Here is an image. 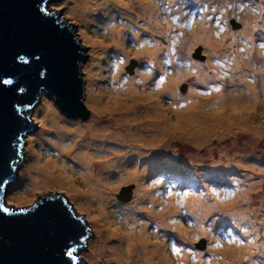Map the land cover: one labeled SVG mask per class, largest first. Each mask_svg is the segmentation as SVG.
Returning a JSON list of instances; mask_svg holds the SVG:
<instances>
[{
  "label": "rangeland",
  "instance_id": "rangeland-1",
  "mask_svg": "<svg viewBox=\"0 0 264 264\" xmlns=\"http://www.w3.org/2000/svg\"><path fill=\"white\" fill-rule=\"evenodd\" d=\"M89 1H95L100 7L93 8L90 15L84 14L85 19L73 8L78 0H50V4L52 9L63 8L60 17L66 15V20L76 22L78 36L83 37V42H89V56L81 59V65L91 113L83 118L68 116L42 90L38 104L29 108L31 118L37 119V126L33 131H25L28 142L21 145L28 158H23L21 178L6 185V202L28 205L38 199L40 193L52 191L55 196L64 192L77 212L86 211L85 219L94 227L89 229L86 247L77 249L84 258L83 264H119L113 254L103 257L98 242L106 233L105 221L113 225V230L126 225L123 211L131 206L136 214L134 219L128 220V226L135 243L130 251L131 261L124 259V264H264V90L257 86L258 72H264V20L261 17L264 0H127L129 5L124 4L126 0ZM140 1L158 5L161 39L154 38L148 31L135 36L149 15L148 10L138 5ZM121 7L132 9L128 13ZM117 10L124 12L127 20H121ZM134 10L139 11V17H131ZM252 14L256 16V27L260 28L258 37L244 35L243 26ZM232 17L241 24L233 26ZM199 25L211 28L213 40L218 46L226 44L230 52L210 54L206 39L197 38L187 48L186 55H182L184 33H191ZM108 27H121L124 34L119 33L113 41ZM162 35L167 48L159 55L160 67L143 80L144 73L150 74V61L157 57L150 52L151 47L155 41L162 42ZM98 41L107 45L106 50L103 46L94 47ZM252 49L263 63L257 64L258 59L254 57L245 78H236L239 74H232L235 55L250 60ZM175 64L183 65L186 73L174 82L173 95H167L165 88L162 91L161 88L171 81ZM131 65L133 70L128 71L127 66ZM205 73H211L215 79L200 82L192 95V81ZM161 77L164 82L157 86ZM225 81V84L238 85L237 95L243 103L238 110L229 113L233 117L230 121L216 119L221 115L210 113ZM91 82L101 94L93 90L89 99ZM133 83L139 95H151V98L138 99L132 94L127 99L126 93ZM109 100L120 103L118 110L106 108ZM155 100L157 105H153ZM156 108L160 110L155 111ZM54 112L67 120L61 121L70 135H56L54 120L50 119ZM97 116L99 118H95ZM95 121L105 123V130H111L112 134L116 130L123 131L121 139L105 137L121 151H134L127 159L133 162L132 167H121L126 158L116 150L108 155L102 153L112 145L102 142L91 145L94 138H89V126ZM193 129L198 131L197 135ZM71 136L75 139L73 144L78 143L73 150L87 139L90 141L91 168L97 175L104 172L103 182L94 185L103 203L79 177V171L86 167L80 155L73 156L72 151L62 155L57 146L59 138L63 137V146H69ZM84 150L85 147L80 148L79 152ZM148 156L153 160L146 170L143 166ZM51 157L59 163L64 160L66 170L77 177L74 182L78 187L72 182L68 185L55 180V168H51L45 183L33 181L38 174V162ZM129 169L134 172L122 173ZM129 185H132L130 195L120 200L117 194ZM142 187L150 192L139 196ZM79 188L86 191V197ZM193 191L209 195L207 211L196 212V207L190 211V199L195 197ZM99 204L105 214L96 208ZM194 214L200 218L196 219ZM158 215H163V223L157 219ZM141 236L145 238L143 242ZM230 237H237L241 243H230ZM106 241L116 244L117 250L124 254L129 253L126 240L119 236L110 235ZM201 241L204 248L196 244ZM154 242L158 244L153 246ZM173 244L180 250L178 254L173 252ZM160 247L162 253L157 252ZM143 248L146 249L144 257ZM238 249L242 252L235 256L232 251ZM107 250L112 252L110 248ZM229 255L233 257L227 258Z\"/></svg>",
  "mask_w": 264,
  "mask_h": 264
},
{
  "label": "water",
  "instance_id": "water-1",
  "mask_svg": "<svg viewBox=\"0 0 264 264\" xmlns=\"http://www.w3.org/2000/svg\"><path fill=\"white\" fill-rule=\"evenodd\" d=\"M62 9H52L50 0H0V264H83L77 249L86 247L94 229L64 192L6 205V184L21 178L28 158L20 144L28 142L26 130H35L29 107L38 104L43 85L60 110L82 118L91 113L81 65L89 42L78 36L76 22L60 17ZM230 22L241 24L235 17ZM131 186L119 199L130 195Z\"/></svg>",
  "mask_w": 264,
  "mask_h": 264
},
{
  "label": "bare ground",
  "instance_id": "bare-ground-1",
  "mask_svg": "<svg viewBox=\"0 0 264 264\" xmlns=\"http://www.w3.org/2000/svg\"><path fill=\"white\" fill-rule=\"evenodd\" d=\"M105 5H106V2H104ZM127 3L128 5L130 4L127 0L124 2V4ZM98 3H95L92 2V1H89V0H78L77 3L74 4L73 8L77 11H79V14L81 15V17L83 19H85V15L84 14H87V15H90L91 14V10L95 7H100L99 5H97ZM138 5L144 9L145 11L148 10L149 12V15L147 17V21L145 23V25L143 26H139V32L135 34V36H139L140 33L142 32H145V31H148V32H151L153 37L156 38V39H161V37L159 38L160 34V30H161V25L158 21L159 19V8H158V5H154L152 4L150 1H140L138 2ZM114 6L117 8V6L114 4ZM148 6H150V8H148ZM106 8H108V6L106 5ZM124 11L130 13L131 9H125L124 7H121ZM131 17L132 16H138L139 17V11L137 10H134V12L131 13ZM117 15L120 16L121 20L124 19L127 20V16L124 15V12L121 14V11L120 10H117ZM61 16V15H60ZM262 20H264V13L262 14ZM102 19L105 20V15H102ZM256 16L254 14H252V17L250 19H247L246 20V23L244 24L243 26V30H244V35H254V37H258V33L260 32V28L259 27H256ZM86 22V21H84ZM264 23V22H263ZM110 33L114 36L113 37V41L117 39L119 33L121 34H124V31L121 30V27L118 28V29H115V28H110L108 27ZM211 29V28H210ZM209 28H206V27H203L201 25L199 26H195L194 30L190 32H187V33H184L183 35V39H182V45L180 47V51H181V54L182 55H186L187 53V48L191 45V43L197 39V38H203V39H206V42L208 43V49H209V52L210 54H224L227 55L230 51L227 47L226 44L224 45H220L218 46V44L213 40V36L211 34V31H210ZM165 41V43H164ZM155 45L152 48V51H150L151 53H155L157 55V57H154V60H151L150 61V74H147V73H144L142 75V78L143 80H146L147 77H149L152 73V71L154 70H158L159 67H160V58H159V55L160 53L167 48L166 46V40L164 38V36L162 35V42L161 41H155L154 42ZM104 47L103 49L106 50V47L107 45L105 43H102L99 41L94 44V47ZM126 52V51H124ZM258 53L254 50L253 52V49H252V53L250 55L251 59L250 60H247L245 58L242 57V55H235V61H234V68L232 69V74H235V73H238L239 75H237L236 78H242L244 77L245 78V75L248 74V72L250 71L249 69V65H250V62L252 63L254 57H256L258 59V63H263L260 56L258 57L257 56ZM96 56L92 57L91 59L93 58H96ZM90 59V61H91ZM90 61L86 64V66H88L90 64ZM174 67V70H173V76L171 77V81L168 83L165 82L164 84V87L161 88V91L162 89L165 88V93L167 95H173L172 94V91L174 89V82L182 75H184L186 73V70L184 68L183 65H173ZM204 67H201L200 69H203ZM88 72V71H87ZM263 72V71H261ZM261 72H258L259 74L257 75V80H258V87L262 90H264V72L261 73ZM89 74V73H88ZM263 75V76H262ZM215 79V76L214 75H211V73H205V74H201V77H199L197 80H193L192 83H191V94H195V88L200 84V82L202 83H207L211 80ZM253 81H250V83L252 84ZM226 83V81L224 82V84ZM253 85V84H252ZM136 84L133 83L132 86L129 87V90L128 92L126 93V98L129 99L130 96L132 94H134L138 99H146L147 98H151V95H148V96H145V95H139L137 92H136ZM135 87V88H134ZM44 85L42 87V90H44ZM42 90H41V93H42ZM86 90H87V86H86ZM96 92L97 94H101V91H98V89L95 87H92V82L90 83V87H89V99L91 96H93V91ZM239 90V87L237 84L235 83H228V84H225V86H223V89L221 90V92H219V94H216V106L213 107L211 109V112L210 113H214L216 115H221L219 117H217L216 119H219V120H224V121H230L233 119V117L231 115H229V113H231L232 111H236L238 110V107L240 105H243L242 102L239 101V98H238V95H237V91ZM46 92V89L44 90ZM174 93V91H173ZM40 97H41V94H40ZM39 97V98H40ZM174 98H176V96H173ZM93 99V98H92ZM203 99V98H202ZM106 104V108L108 109H116L118 110V108L120 107V103H116L114 100H109L108 103H105ZM157 101L155 100L153 102V105H157ZM30 107H33V106H30ZM29 107V108H30ZM62 110V109H61ZM160 109L159 108H156L155 111H159ZM62 112H64L66 115L68 116H72L68 113H66L65 111L62 110ZM95 118H99L98 116L95 117ZM50 119L54 120L53 123L54 124V127L56 128L55 130V133L56 135H61V136H67V134L69 133L68 131V128L67 126L61 121H67L66 119H64L63 117L60 116V114H56V112H54L51 116H50ZM215 119V118H213ZM99 122L95 121V124L94 122L89 126V138L90 139H93L94 140L92 141L91 145L93 146L94 143L96 142H102L104 145H112V146H109V148L107 150H104V152H102L103 154L105 155H108L110 154L113 150H116L118 151V153L121 155V156H124L126 158V161H122L121 162V167L122 168H126V167H132L134 164L133 162H129L127 159H128V156H133L134 154V151H121L116 143H113V144H109V141L106 139L105 136H109L111 135L112 137H115L117 139H121L124 134H123V131L121 130H116L115 133L112 134L111 130L110 131H106L105 128L107 127L105 125V123L103 124H98ZM158 123V122H156ZM65 125V126H64ZM33 131V130H31ZM193 132L195 133V135H197V130H194L193 129ZM61 133V134H59ZM74 135L76 134V132H72ZM70 135V133H69ZM100 137H103V139H100ZM63 138H59L58 140V144L57 146L61 148V153L62 155H65V152L69 153L70 151L71 154L73 156L79 154L80 155V158L83 160V163L85 164V169L79 171V177L82 181L85 182L86 184V187L88 190H90L92 193L96 194L97 198L99 199V201H101L102 203L104 202L103 200H101V194L98 190H96V188L94 187L95 183L96 184H101L100 182H103V173H99V175L96 174L97 171H95V169L92 167L91 168V165H92V157L93 155L90 153L89 151V147H88V144L90 145V141L87 139L84 143H80V145H78V149H75L73 150V147H76V145H74V140L73 137L71 136V144L67 147L63 146ZM22 145V144H20ZM83 147H85V150L83 152H79L80 151V148L82 149ZM52 159H49L47 161H40L38 162L37 164V173L36 174V179H34L33 181L36 182L37 184H43V182L45 183L46 180L49 179L50 177V172H51V168H55L56 170V174H55V180H59V181H62L66 184H70L71 182L73 183V185H76L77 184V187L79 186L78 183L74 182V180L77 179L76 176L72 175L71 172H69L68 170H66V167H65V162L64 160L61 161L60 163L59 162H56V159L51 157ZM148 159L146 161V163H144V166L145 169H149L148 167L152 166V161L153 158L151 156H148ZM165 160H168V159H165ZM115 161V159L113 160ZM156 162V161H154ZM111 164V160L109 161L108 165H107V168L108 166ZM95 166V165H94ZM159 166H162V165H159ZM96 167V166H95ZM223 169V167H221ZM109 169V168H108ZM31 171V170H30ZM131 169L129 170H126V171H123L122 173L123 174H127V175H130L131 173H133L134 171L132 170L131 173H130ZM93 181V183L90 184L89 181ZM142 186H144V183L142 182L141 183ZM72 189V187H71ZM79 190L81 191V194L83 196H87V193L86 191H82L80 188ZM140 191V194L139 196L143 195V194H146L147 192H150L149 190H147V188L145 187H142L139 189ZM195 194V197H191V201L189 202V208H190V211L192 212L193 210V207H196V212H201V210H203L204 212L208 210V207L210 206V203L208 202L207 203V197H209V195L207 194H204L203 191L202 192H196V191H193L192 194ZM106 200V199H105ZM96 208L99 209V212H103V214H105V210H103V207H102V204H99L96 206ZM123 214H124V219H125V226L124 227H121V225L117 226L114 228L113 230V225H111L108 221H105V225H104V229L106 231V233H104L105 235L102 236V238L99 240L98 242V248L100 249V252L104 255L103 257H106L107 254H113L116 258H117V261L119 262V264H124V259L128 260V261H131L130 258L132 256H130V251H132L133 249V245L135 243V240L133 238V235H132V232L131 230H129V223H128V220L129 219H134V216L136 214V211L135 209L131 206V207H128L127 209H125L123 211ZM168 214H166L167 216ZM240 215V214H239ZM165 216V217H166ZM196 219H199L200 217L197 216L196 214L193 215ZM245 215H243L244 217ZM157 219L159 221H162L163 223V215H158ZM143 227V226H142ZM120 231V232H119ZM110 235H117L120 237V239H123V240H126V243H127V249H128V254H124L122 251H119L117 250V247H116V244H109L108 241H106V237H109ZM144 237H140V241L143 242L144 241ZM156 244H158L157 242L153 243V246H155ZM110 248L112 249V252H109L107 249ZM204 248V247H203ZM261 250H263V248H261ZM158 253H162V247H160L158 250H157ZM242 252L241 249H238L236 252L232 251V253L236 255L240 254ZM146 254V249L143 248V257L145 256ZM130 256V257H129ZM225 256H226V252H225ZM233 255H229L227 258H232ZM108 259L105 258L104 259V262H106ZM162 264V262H161Z\"/></svg>",
  "mask_w": 264,
  "mask_h": 264
},
{
  "label": "snow or ice",
  "instance_id": "snow-or-ice-1",
  "mask_svg": "<svg viewBox=\"0 0 264 264\" xmlns=\"http://www.w3.org/2000/svg\"><path fill=\"white\" fill-rule=\"evenodd\" d=\"M262 47H264V45H262ZM165 63H167V61H165ZM164 81H163V77L160 78V80L157 82V86H159V84H162ZM218 90V89H217ZM186 195V194H185ZM230 243H241V241L237 238V237H230V240H229ZM217 244H219V241H217ZM172 250L174 253H179V249L175 246V244L172 245ZM74 249H69L68 252H67V255L69 257L72 256V253H73Z\"/></svg>",
  "mask_w": 264,
  "mask_h": 264
},
{
  "label": "flooded vegetation",
  "instance_id": "flooded-vegetation-1",
  "mask_svg": "<svg viewBox=\"0 0 264 264\" xmlns=\"http://www.w3.org/2000/svg\"><path fill=\"white\" fill-rule=\"evenodd\" d=\"M36 126H37V124H36ZM14 181H16V180H14ZM11 184V183H10ZM7 185V184H6ZM6 205H9L7 202H6ZM207 244V243H206ZM206 254H208V252L206 253Z\"/></svg>",
  "mask_w": 264,
  "mask_h": 264
},
{
  "label": "clouds",
  "instance_id": "clouds-1",
  "mask_svg": "<svg viewBox=\"0 0 264 264\" xmlns=\"http://www.w3.org/2000/svg\"><path fill=\"white\" fill-rule=\"evenodd\" d=\"M240 21V20H239ZM231 23V22H230Z\"/></svg>",
  "mask_w": 264,
  "mask_h": 264
}]
</instances>
